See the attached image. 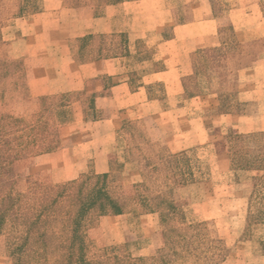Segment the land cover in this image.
I'll return each instance as SVG.
<instances>
[{"label":"crops","instance_id":"1","mask_svg":"<svg viewBox=\"0 0 264 264\" xmlns=\"http://www.w3.org/2000/svg\"><path fill=\"white\" fill-rule=\"evenodd\" d=\"M229 1L233 4L225 8L222 0H38L37 10L4 20L0 60L19 64L22 83L7 105L0 101V115L8 110L22 117L32 103L71 97L61 108L65 121L57 147L29 157L25 173H46L53 184L88 172L102 175L109 173L111 153H116L124 165L121 175L132 177L129 184L139 183V172L125 162L121 146L123 124L137 122L170 154L201 150L209 154L203 161L211 168L221 157L231 176L255 175L232 170L227 152L218 155L214 145L229 131L264 132V48L248 64L233 68L229 62L230 82L224 74L202 81L193 95L183 86L193 75L192 56L223 46L226 32L241 48L264 40V2ZM248 55L241 50L235 59ZM92 93L95 120L85 117L83 106ZM227 97L239 105L238 112L219 111ZM204 186L200 181L179 190L198 194ZM131 217L139 221L145 240L159 226L157 213L102 216L96 226L102 219ZM251 245L238 242L243 248ZM248 255L264 263L261 253ZM0 264H7L2 254Z\"/></svg>","mask_w":264,"mask_h":264},{"label":"trees","instance_id":"2","mask_svg":"<svg viewBox=\"0 0 264 264\" xmlns=\"http://www.w3.org/2000/svg\"><path fill=\"white\" fill-rule=\"evenodd\" d=\"M37 2L0 0V30L4 20L37 10ZM230 48L227 40L218 49L192 56L193 75L183 82L186 95L199 92L198 78L203 72L206 82L220 79V74L214 72L226 69L227 58L236 54ZM21 83L19 64L0 60V101H9ZM95 96L96 93L89 94L83 102L87 119L97 118L92 107ZM69 100L68 96L43 99L39 111L29 115V121L0 115V232L7 228L9 257L15 264H206L204 251H198L204 246L198 235L204 224H185L175 201L180 187L200 182L191 161L186 153L170 154L148 136L141 123L125 122L121 129L124 160L134 164L140 175V182L131 186L130 193L123 192L119 175L124 165L115 157L110 160L109 173L88 172L72 181L46 185L28 179V191H16V164L57 147L59 128L65 121L61 108ZM238 108L227 97L221 101L219 111L234 113ZM263 137V132L241 135L229 131L223 139L232 170L263 174L252 179L254 191L264 183ZM147 213L158 214L163 238V248L152 257L95 252L88 231L96 227L100 217ZM209 242L204 247L213 251V247L208 248ZM216 244L223 246L221 241ZM261 246L264 255V242ZM226 256L221 255L216 264H223Z\"/></svg>","mask_w":264,"mask_h":264},{"label":"rangeland","instance_id":"3","mask_svg":"<svg viewBox=\"0 0 264 264\" xmlns=\"http://www.w3.org/2000/svg\"><path fill=\"white\" fill-rule=\"evenodd\" d=\"M222 2L226 5L225 8L233 4L229 0H222ZM226 34L231 47L230 51L234 50L236 54L227 58L225 70L222 72L216 71L214 75L219 73L221 78L222 74H224L226 81L230 82L233 77V70H227L229 62L233 68L248 64L251 59L256 58L257 51L264 48V40L262 43L245 45L241 48L231 40L229 32H226ZM241 50L249 52L250 55L246 59H235V56ZM231 59L234 60L231 61ZM203 74L205 72L198 78L199 83L205 80ZM5 104L7 105V102ZM40 104L42 103H32L30 110L22 117L29 121V115L38 112ZM4 114L14 116L12 111L8 110ZM124 143L125 141L121 146L124 145L125 148ZM226 148L222 141H218L214 145V152L219 155L226 152ZM208 155V153L201 150H193L187 153L195 172V178L204 182L205 186L198 189V194L190 189L185 191L178 189L176 191L175 201L182 214L183 222L185 224H204V229L201 228L198 231V235L201 237L200 243L207 247L206 244L210 241L212 243L210 245L209 242L208 248H214V253L211 249H206L204 246L199 248V252L204 251L203 257L208 258L206 264H216L221 255H227V260L223 264H264L260 261L255 262L248 255L251 253L254 256L262 252L261 245L264 242V183L258 184L255 191L251 184L250 186L245 185L250 180L252 181L254 177L262 176L263 174H235L231 176L227 172L228 164L226 159L220 157L216 160L214 168H211L203 161ZM114 157L118 160L117 154L111 153V159ZM28 161L29 158L24 159L15 166V175L17 177L15 189L17 192L26 193L28 191V179L30 182H39L43 185L53 184L49 182L46 173L27 175L25 172ZM119 177L123 192L125 194L130 193L132 184H129V182L132 177H123L121 174ZM100 221L102 226H96L88 231V239L92 241L93 248L97 253L107 250L109 254H113V252L117 254L126 253L133 258H138V253H141L143 254L141 257L150 258L156 250L163 248L160 225L155 226L154 233L148 240H145L143 239L142 226L134 217L120 219L116 222H113V219H102ZM149 224L151 225V222ZM149 227L151 228V226ZM6 229L4 228L0 232V255L2 254L7 258V264H15L14 259L9 257L10 237ZM217 241H221L223 246L216 244ZM239 241H251L252 245L243 248L238 246Z\"/></svg>","mask_w":264,"mask_h":264}]
</instances>
